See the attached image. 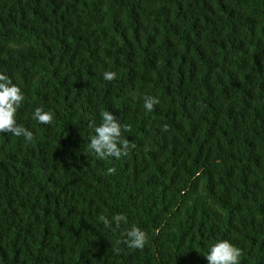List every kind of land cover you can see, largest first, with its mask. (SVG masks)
<instances>
[{"label": "trees", "instance_id": "16d2710c", "mask_svg": "<svg viewBox=\"0 0 264 264\" xmlns=\"http://www.w3.org/2000/svg\"><path fill=\"white\" fill-rule=\"evenodd\" d=\"M0 73L34 135L0 133V264H208L222 239L264 264V0H0ZM103 111L119 160L88 150Z\"/></svg>", "mask_w": 264, "mask_h": 264}, {"label": "clouds", "instance_id": "9594fccd", "mask_svg": "<svg viewBox=\"0 0 264 264\" xmlns=\"http://www.w3.org/2000/svg\"><path fill=\"white\" fill-rule=\"evenodd\" d=\"M114 72L103 73L105 80H113ZM25 101V95L20 86L3 73H0V133L9 132L12 136L23 137L26 142L34 139L33 132L18 123V110ZM159 100L152 96H146L143 100L144 109L151 112ZM32 119L41 125H51L54 116L46 112L42 107H37L32 113ZM92 133L88 150L93 152L99 160H119L126 156L130 150V141L124 133L128 131L111 111H103L100 114V122L91 124ZM108 173L114 172L109 168ZM105 229L116 232L124 227L122 241L128 249L143 250L148 243L149 234L137 224L129 225L125 214L119 213L111 217L101 215L99 217ZM242 251L227 239L218 240L208 248L206 259L208 264H240Z\"/></svg>", "mask_w": 264, "mask_h": 264}]
</instances>
